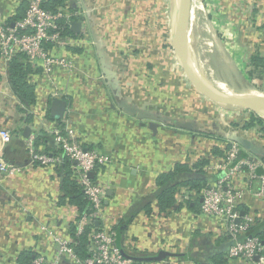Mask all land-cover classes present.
Instances as JSON below:
<instances>
[{
  "label": "crops",
  "instance_id": "0c3cea01",
  "mask_svg": "<svg viewBox=\"0 0 264 264\" xmlns=\"http://www.w3.org/2000/svg\"><path fill=\"white\" fill-rule=\"evenodd\" d=\"M73 3L86 13V22L77 32L86 44L77 46L80 52H64L75 61L72 73L57 69L51 80L43 74L35 77L38 84L30 123L18 109L8 82V67L0 61V129H9L12 134L3 155L6 161L23 167L14 176L0 175V264H18V253L26 249L53 259L57 244L52 235L70 239L69 225L77 208L67 201L60 202L56 165L29 164L26 152L30 134L56 123L55 118L45 116L52 99L66 100L62 118L70 119L83 143L108 157L101 171L95 172L105 185L100 220L104 226H112L145 198H151L157 188L156 178L172 171L177 163L193 166L198 158L219 162L222 158L213 154V148L226 146L227 150V136L236 127L232 123H241L247 117L242 110H238L236 119L223 117L216 107L212 115L198 114L200 108L218 103L204 99L185 75L171 44L174 11L170 7L169 12L165 0ZM205 4V23L197 10L194 20L189 18L192 64L200 59L199 38L204 34L202 38L211 41L204 56L206 66L212 69L206 76L210 81L225 91H264V73L258 74L250 65L254 52L264 56V0H205ZM27 6L28 0H0V22L20 18L14 16L24 14ZM202 23L207 31L200 28ZM97 42L104 47L103 52ZM103 54L118 90L111 88L104 73ZM122 99L148 117L125 112L118 106ZM176 122H191L198 129L184 128ZM25 127L30 128L26 136ZM243 131V137L264 151L263 130L254 127ZM243 149L250 159L264 161V156ZM211 180L214 181L212 177ZM257 181L236 182L244 190L239 203L253 214L264 215V195L257 193ZM180 197L176 196L177 201ZM133 216L124 231V243L129 249L141 254L137 256L156 255L160 250L175 253L165 260L140 264H209L208 257L222 250L215 240L224 226L216 218L187 208L159 213L155 204L151 214L136 211ZM59 264L78 263L62 256ZM226 264L255 263L229 258Z\"/></svg>",
  "mask_w": 264,
  "mask_h": 264
},
{
  "label": "built area",
  "instance_id": "2783aa9c",
  "mask_svg": "<svg viewBox=\"0 0 264 264\" xmlns=\"http://www.w3.org/2000/svg\"><path fill=\"white\" fill-rule=\"evenodd\" d=\"M73 1L78 2V0ZM44 2L45 0H28V6L22 17L0 22V61L8 67L9 61L15 55L23 54L25 62L40 67L42 74L51 80L53 72L57 69L69 73L75 70L74 59L65 55L64 52L72 47L86 44L82 34L64 33L59 21L63 19L64 24L69 28L73 21H80L82 26L86 22V13L78 6H74L75 10L71 11L65 7L51 11L44 7ZM195 10L203 14L201 18L205 23L208 13L205 0H191L190 16L193 20ZM203 42L211 46V41L203 38ZM54 96L58 95L54 94ZM244 111L248 112L244 119L246 121L251 111ZM243 122H236L240 125H236L231 132L241 134L243 130L240 128ZM49 124L44 130L53 135L63 154L74 162L73 174L90 201L91 210L82 215L77 229V232H81L86 225H91L90 244L87 248V257L80 260L75 254L71 239L52 235L54 243L57 244L56 257L50 259L39 253L33 264H59L62 256L73 259L78 264H134L133 260L123 256L115 244V231L110 225L102 229L93 227V223L99 224L102 218L106 192L104 182L99 178L92 179L89 174L105 165L108 157L97 149L84 147L69 118H62L59 125L58 123ZM11 137L9 129H0V175L5 177L14 176L23 170L21 165L10 163L4 158L3 147ZM227 139L229 147L226 157L204 167L206 172L217 173L218 177L202 189L199 212L204 216L218 219L224 226L223 232H226L233 240L226 253L228 258L239 259L244 263L264 264V243L251 237L245 240L238 239V235L244 233L253 221V215L248 214L242 217L238 211L237 206L240 204L244 190L236 186V182L241 179L258 180L257 193L264 195V172L258 175L255 173L257 167H261L264 171V161L250 158L236 160L238 153L244 149L228 136ZM26 152L29 164L36 162L41 166H51L58 160L45 153L37 152L34 146V134H30L26 141ZM243 165H246L247 169H243ZM184 198H187L186 193Z\"/></svg>",
  "mask_w": 264,
  "mask_h": 264
},
{
  "label": "trees",
  "instance_id": "16d2710c",
  "mask_svg": "<svg viewBox=\"0 0 264 264\" xmlns=\"http://www.w3.org/2000/svg\"><path fill=\"white\" fill-rule=\"evenodd\" d=\"M44 7L51 11H56L59 7H65L68 11L75 10L73 0H45ZM22 15L23 14H18L14 16V18L21 17ZM59 22L60 25L63 26L64 33L68 35L75 34L71 28L64 24L63 19ZM71 51L77 53L80 52V49L72 47ZM24 58L25 56H23V54H17L9 61L7 76L10 89L18 100V109L26 115V122L30 123L33 118L32 107L36 102L35 88L38 84L35 81V77L42 74V69L38 66L35 67L30 63L25 62ZM250 65L255 70H258V74L264 73V56H262L258 51L254 52L250 57ZM45 116L49 120L54 119L49 114L48 108L46 109ZM54 120H56L55 122L58 123V125L61 124V120ZM232 125L236 126L238 123L233 122ZM254 127L258 128V130L264 131V118H261L258 115L250 114V117L243 122L241 128L243 130H248ZM33 134L34 146L37 152L45 153L58 159L53 165H56V170L60 179V190L62 192L60 202L67 201V203L69 202L77 208V215L69 225V233L75 254L80 260H82L88 255L87 248L90 244L89 233L91 225H86L81 232H77V229L78 222L82 215L91 210L90 201L88 200V197L84 193L82 187L77 183L73 174L72 166L74 165V162L63 154L53 135L49 134L44 129H38L34 131ZM83 145L86 148H90V146L85 143H83ZM54 147L57 149L53 150ZM228 147L229 146L227 145V149ZM225 149L226 146L224 149H220L215 146L212 152L214 155L220 156L224 159L227 152ZM241 158H249L248 153L245 150H241L238 153L236 160ZM210 161L211 160L209 158H198L193 166H190L188 163H177L172 171L160 174L156 178L157 188L154 190L152 197L145 198V200L133 207L129 213H125L115 224L111 226V228L115 231V244L123 249L128 255L137 256L140 254L135 250L129 249L124 243V231L128 223H130L134 217L133 215L136 214V211H144L147 215H149L152 213L154 204L157 206L159 213H168L172 210V208L175 211H178L181 208H187L196 214H200L199 206L201 191L212 181H210V177L214 180L218 177L217 173H208L204 170V167L208 165ZM101 167L102 166H100V169L97 168L98 172L101 171ZM242 168L247 169V166L243 165ZM95 172L96 171H94L92 179L98 178L96 177ZM263 172L264 171L261 167H257L255 170L257 175L262 174ZM255 183L256 182H254V185ZM186 192L187 198H184V194ZM178 195L181 196L180 201H177L176 196ZM237 209L240 213L243 211L244 214H241L242 217L244 215H248L250 212L244 204H239ZM249 215H253V221L249 224L244 233L238 235V239L245 240L251 237L257 238L261 243H264V215H257L251 212ZM107 226L108 225L104 226L100 220L97 225L93 223V227L96 229H102ZM215 243L216 246L221 247L222 250L218 252L216 251L208 257L209 264H226L229 259L226 253L228 248L232 245L233 240L228 234H226V232H223L217 237ZM36 255L37 252L32 249L22 250L17 256L18 264H33ZM133 262L134 264H140L141 261ZM200 264L208 263L201 262Z\"/></svg>",
  "mask_w": 264,
  "mask_h": 264
},
{
  "label": "water",
  "instance_id": "95a60500",
  "mask_svg": "<svg viewBox=\"0 0 264 264\" xmlns=\"http://www.w3.org/2000/svg\"><path fill=\"white\" fill-rule=\"evenodd\" d=\"M191 12V0H178V4L176 7L174 22H173V32L171 36V44L176 54L179 63L187 76L190 83L195 87V89L204 97L208 98L209 100L222 104V105H229L244 108L246 110H250L256 112L258 114H264V96L255 94L251 95L248 93H238L232 92L233 95H225L216 89L213 85L206 83L198 74L197 70L195 69L194 65L190 59V51H189V43H188V23L190 18ZM81 26L80 21H73L71 25V30L74 32H78ZM97 47L104 51V47H101V44L97 42ZM102 54V53H101ZM102 62H103V70L104 73L110 83L111 88L118 90V85L115 80L114 73L110 71L105 64V55H102ZM105 65V66H104ZM240 95H242L240 97ZM66 100L60 98H54L51 100L49 106V113L55 119H62L64 112L66 110ZM118 106L122 108L125 112L130 114H137V117L143 118L148 116H143L144 113L142 111L128 103L127 100L122 99L118 101ZM146 115V114H145ZM178 126L186 127L190 129L197 130V126H193L191 122L180 123L176 122ZM175 124V125H176ZM152 125H155L152 123ZM30 131L29 127H25L24 135L26 136ZM229 139L239 143L243 148L250 150L252 153L264 156V151L261 147L256 145L251 139L243 137L241 134L238 133H230L228 135ZM90 176L93 175L91 172ZM202 199H200L201 202ZM98 224V223H96ZM119 247V246H118ZM121 253L124 257L129 258L133 261H161L165 260L169 256L175 255V253L167 251V250H160L156 255L151 256H132L126 254L123 249L119 247Z\"/></svg>",
  "mask_w": 264,
  "mask_h": 264
},
{
  "label": "rangeland",
  "instance_id": "374dc122",
  "mask_svg": "<svg viewBox=\"0 0 264 264\" xmlns=\"http://www.w3.org/2000/svg\"><path fill=\"white\" fill-rule=\"evenodd\" d=\"M165 3L166 5L168 6V10L170 12L171 8L172 7V10L174 11V13L176 12V7H177V4H178V0L176 2V0H165ZM171 5V6H170ZM173 13V17H175V14ZM201 20V18H200ZM200 28L203 30V31H207L204 26H203V23L202 25L200 26ZM204 37V34L201 35V37L199 38L200 40V46L198 47V56L200 59H198V62L195 63L196 67L198 68V71L201 72V76L204 77L205 80H207L209 83H211L213 86L215 85V83L211 82L206 76H208L212 69L209 67V66H206V61L204 60V56L207 54V50L208 48L210 47L209 45L205 44L203 42V38ZM195 62V61H194ZM215 76V74H213ZM218 83H221L222 85L226 86L223 82H218ZM227 87V86H226ZM243 93H248V94H251V95H255V94H259V95H262L264 96V91H261V92H243ZM204 97V96H203ZM204 99H208L206 97H204ZM209 100V99H208ZM211 101V100H209ZM213 102V101H212ZM213 103H216V102H213ZM215 106L212 107V106H205V108H200V111L198 112V114H203V112H206V115L207 114H211L212 111H213V108H217L219 109V114L223 113V117H230L231 119H236L235 116H238L237 113H238V110H246L244 108H240V107H235V106H229V105H222V104H214ZM220 105V106H218ZM244 113L248 114V112L244 111ZM251 114H254V115H258L259 117L261 118H264V114L261 113V116L260 114L256 113V112H253L251 111L250 112ZM212 115V114H211Z\"/></svg>",
  "mask_w": 264,
  "mask_h": 264
},
{
  "label": "bare ground",
  "instance_id": "6f19581e",
  "mask_svg": "<svg viewBox=\"0 0 264 264\" xmlns=\"http://www.w3.org/2000/svg\"><path fill=\"white\" fill-rule=\"evenodd\" d=\"M176 2H177V0H176ZM174 14H175V13H174ZM194 67H195V69L197 70V72H198V74L200 75V77H201L206 83L212 85V84L209 83L207 80H205L203 76H201V72L198 71V68L196 67V65H194ZM211 82H212V81H211ZM214 87H215L216 89H218L220 92H222L223 94H225V95H233L232 91H225V90H222V89L218 88L216 85H214ZM241 96H242V95H240V97H241Z\"/></svg>",
  "mask_w": 264,
  "mask_h": 264
}]
</instances>
